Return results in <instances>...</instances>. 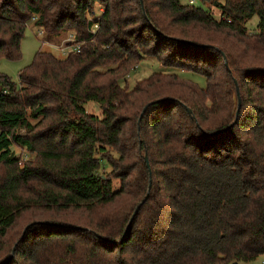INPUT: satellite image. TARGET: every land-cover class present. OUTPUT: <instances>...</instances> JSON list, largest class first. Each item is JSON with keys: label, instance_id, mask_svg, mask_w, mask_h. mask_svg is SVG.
<instances>
[{"label": "trees", "instance_id": "16d2710c", "mask_svg": "<svg viewBox=\"0 0 264 264\" xmlns=\"http://www.w3.org/2000/svg\"><path fill=\"white\" fill-rule=\"evenodd\" d=\"M95 1L0 0V58H21L32 18L48 38L73 31L79 44L61 58L36 51L18 82L0 73V264H241L264 255V0H223L218 18L193 1L157 0L139 20L123 16L124 0H99L91 21ZM145 55L205 86L156 71L123 87ZM77 211L78 223L65 222ZM30 214L50 219L16 233Z\"/></svg>", "mask_w": 264, "mask_h": 264}, {"label": "rangeland", "instance_id": "374dc122", "mask_svg": "<svg viewBox=\"0 0 264 264\" xmlns=\"http://www.w3.org/2000/svg\"><path fill=\"white\" fill-rule=\"evenodd\" d=\"M182 3H188L189 1H193L194 5L202 6L203 8L210 9L211 13L215 18H218L220 15V9L217 7L218 4H222L223 0H207L206 2L201 3L200 0H180ZM157 0H124L123 5L127 6L126 11H124L122 14L123 16H133L135 20H139L140 16L145 15V8L146 7H152L155 5ZM129 10V11H127ZM103 11V4L96 0L93 4L92 9L86 13L87 19L94 21L95 18L98 19L101 12ZM142 11V13H141ZM35 19L32 18L29 23L27 24L26 30L24 32V36L20 43V50H21V58L18 60H8L6 58H0V73L8 75L14 82H18V73L21 69L29 65L33 59V56L36 51H48L54 54L56 57H63L67 53H70L71 50L68 48L64 50L67 41L71 42V45L75 44V33L73 31H65L62 30L59 32V34L54 35L50 38H48V34L46 33L45 29L41 26L35 25ZM96 23V22H95ZM258 23V17L254 15L247 23L246 27L248 30L253 31L256 29ZM139 26V22L135 23V25H131L129 27L130 29L136 30L135 27ZM92 32H94L96 29L93 27ZM148 36V32H147ZM153 45V41L151 43ZM150 45V46H151ZM66 51V52H65ZM156 71H163L167 73H176L179 77L184 79H189L195 84H197L200 87L205 86V78L199 74L190 72V71H184L180 70L178 68L174 67H161L158 61L154 57L145 55L144 58L139 63H136L134 68L128 72L126 75V82L122 86L128 89H132V87L137 83L143 80L144 78L148 77L152 72ZM85 110L88 113H91L95 116L102 117V109L99 103L93 102V101H86L83 104ZM14 152L18 154V156H22L24 158H27L26 160H31L34 158L33 154H26L27 152H24L22 150H19L18 148L14 147ZM108 153L112 154L114 157H117V154L114 152L112 148H108ZM146 156V155H145ZM25 160V159H22ZM149 163V161H148ZM110 168L107 166L106 171H109ZM114 189H117L119 187V180L113 179L112 181ZM128 200V198L123 197L119 199L116 203H114L113 207H122L125 202ZM37 214L39 212L37 211ZM37 214H30L25 215L21 219L18 220L17 225L15 227V232H20L25 225L30 220H42V219H48L49 216L46 214L43 215H37ZM83 217L82 213L80 211H77L76 213L69 215V218H71L69 221H65L68 223H78L79 220ZM58 219L61 220L59 215H56V217H52L51 219ZM50 219V218H49ZM241 264H264V255L259 256L255 260H252L250 262L241 263Z\"/></svg>", "mask_w": 264, "mask_h": 264}, {"label": "water", "instance_id": "95a60500", "mask_svg": "<svg viewBox=\"0 0 264 264\" xmlns=\"http://www.w3.org/2000/svg\"><path fill=\"white\" fill-rule=\"evenodd\" d=\"M147 107H148V106L144 107V109H143V111H142L140 117H141L142 114L146 111ZM187 111H188L189 114H191V110H190L189 108H187ZM144 161H145V163H146L147 168L149 169V163H148V158H147V156H144ZM139 207H140V205H138V206L136 207V209L134 210V213H133V215H132V217H131V221H132V219L134 218V216L137 214V212H138V210H139ZM234 264H237V263H234Z\"/></svg>", "mask_w": 264, "mask_h": 264}, {"label": "built area", "instance_id": "2783aa9c", "mask_svg": "<svg viewBox=\"0 0 264 264\" xmlns=\"http://www.w3.org/2000/svg\"><path fill=\"white\" fill-rule=\"evenodd\" d=\"M93 27H95V29H96L97 28V23H94L93 26H92V28ZM65 46H67V47H65L64 50H66L68 48L71 51H78L79 50V44L78 43H75V44L71 45V42L70 41H67Z\"/></svg>", "mask_w": 264, "mask_h": 264}]
</instances>
